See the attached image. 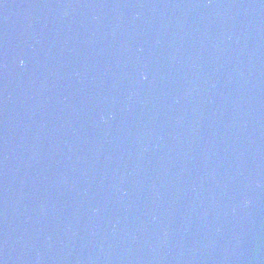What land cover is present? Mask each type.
Returning a JSON list of instances; mask_svg holds the SVG:
<instances>
[{"label": "water", "instance_id": "1", "mask_svg": "<svg viewBox=\"0 0 264 264\" xmlns=\"http://www.w3.org/2000/svg\"><path fill=\"white\" fill-rule=\"evenodd\" d=\"M0 264H264V0H0Z\"/></svg>", "mask_w": 264, "mask_h": 264}]
</instances>
